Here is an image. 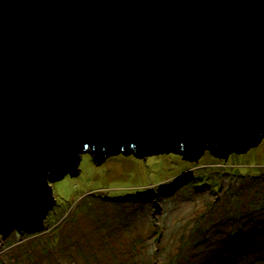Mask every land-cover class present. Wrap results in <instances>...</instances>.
<instances>
[{
  "label": "water",
  "instance_id": "obj_1",
  "mask_svg": "<svg viewBox=\"0 0 264 264\" xmlns=\"http://www.w3.org/2000/svg\"><path fill=\"white\" fill-rule=\"evenodd\" d=\"M264 141V0H0V235L36 234L53 185L124 154Z\"/></svg>",
  "mask_w": 264,
  "mask_h": 264
},
{
  "label": "rangeland",
  "instance_id": "obj_2",
  "mask_svg": "<svg viewBox=\"0 0 264 264\" xmlns=\"http://www.w3.org/2000/svg\"><path fill=\"white\" fill-rule=\"evenodd\" d=\"M241 174H264V141L247 154L220 159L207 151L195 162L174 153L121 154L98 165L85 154L77 176L53 185L57 205L42 232L0 235V264H186L183 258L200 260L205 247L220 264L217 252L232 248L223 245L221 225L204 233L198 248L193 241L204 238L199 227L209 220L225 224L234 211L248 219L250 201L240 207L239 197L225 193ZM257 241H264V234ZM261 244L251 247L257 256L236 261L241 258L229 250L222 263L264 264Z\"/></svg>",
  "mask_w": 264,
  "mask_h": 264
},
{
  "label": "trees",
  "instance_id": "obj_3",
  "mask_svg": "<svg viewBox=\"0 0 264 264\" xmlns=\"http://www.w3.org/2000/svg\"><path fill=\"white\" fill-rule=\"evenodd\" d=\"M236 182L238 184L230 187L225 193L227 195H234L236 197H239L240 199H238L236 203L240 207H242L247 200L250 201L249 205L253 207H251L252 210L247 209L246 215L248 216V219L246 220L241 212L238 213L237 211H234L232 212V214L231 213L229 214V216L227 217V222L225 224H223L222 222H219L220 223L219 224L216 220L215 221L209 220L208 223L206 224L202 223L201 227H199L201 229L199 231L204 237V233H208V232L210 233L212 227L221 225L220 227L222 228V232H221L222 236L220 238L224 240L223 245L224 246L229 245L232 248H228V249L221 248L220 251L217 252V255L220 259V264H223L222 260L224 258V253L229 250H232L234 252L233 254L234 257L241 258L236 261H242L245 260L249 255L257 256V254L259 253L256 252L255 254L254 252H252L251 247L256 243H258V245H262L261 243H264V241L262 242L257 241L258 235L264 234V229H262L261 227L262 224L264 223V174L258 176L241 174L237 178ZM199 187L201 186H195L194 188L198 189ZM162 190L163 189H160V191ZM173 191L174 189H170V191H167V193H171ZM194 193L195 192H193V194ZM151 197L152 196H147L146 199L149 200L151 199ZM254 198L257 202L253 201ZM245 221L247 223L252 224V226L248 228L247 223ZM205 239L206 237L195 238L193 244L195 246L197 244V248H198L200 244H203L205 242L203 241ZM184 240L185 239H183V241ZM187 241H189V238L186 239V241L184 242ZM200 252L203 253V257L201 256L200 260H196L195 257H185L182 259V261L186 264H208V262L210 261L212 262L213 259L217 258L214 250L208 252L206 247L204 249L203 248L200 249ZM248 264H252V263L249 262Z\"/></svg>",
  "mask_w": 264,
  "mask_h": 264
}]
</instances>
